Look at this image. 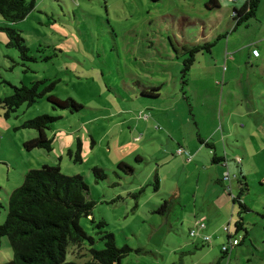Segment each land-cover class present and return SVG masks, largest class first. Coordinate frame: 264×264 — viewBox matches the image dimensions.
<instances>
[{"label":"rangeland","instance_id":"1","mask_svg":"<svg viewBox=\"0 0 264 264\" xmlns=\"http://www.w3.org/2000/svg\"><path fill=\"white\" fill-rule=\"evenodd\" d=\"M33 1L22 21L8 24L0 17V27L18 30L34 58L21 61L0 31V98L9 96L12 86L44 81V86L55 83L50 95L72 98L82 108L59 110L42 97L22 104L8 119L0 110V225L8 196L25 174L58 164L64 175L84 178L86 198L95 203L91 215L80 219L94 243L84 241L78 251L69 245L67 262H89V250L103 248L96 234L103 229L114 235L118 248L132 250L120 264H264V79L251 57L252 48L264 52V42H256L263 31L249 23L213 38L222 28L211 14H221L225 26L230 10L207 11L205 0ZM197 15L208 17L203 26ZM202 34L209 51L195 52L184 73L188 50ZM227 36L239 43L237 50L225 47ZM43 114L56 119L46 131L52 150L27 151L23 143L38 132L15 128ZM78 140L81 162L74 163L67 151L74 152ZM180 147L192 155L189 163ZM214 150L222 162L212 163ZM94 167L103 169L104 180L94 176ZM241 168L249 190L246 205L252 208L242 215L254 239L236 234L247 247H236L243 252L231 260L229 254L227 261L220 244H196L190 221L213 201L221 207V222L233 231L240 208L231 198L239 195ZM92 220L106 226L97 228ZM11 258L4 237L0 264Z\"/></svg>","mask_w":264,"mask_h":264},{"label":"trees","instance_id":"2","mask_svg":"<svg viewBox=\"0 0 264 264\" xmlns=\"http://www.w3.org/2000/svg\"><path fill=\"white\" fill-rule=\"evenodd\" d=\"M257 3L258 0H247L240 10H234L232 18L236 25L253 17ZM34 6L33 0H0V17L4 22L14 24L25 19ZM207 7L216 9V1L209 0ZM0 31L6 35V47L16 49L21 61H34V58L29 56V48L18 30L1 26ZM210 46L211 44L207 43L189 50L190 57L184 60L183 72L190 69L195 52L204 49L209 51ZM43 84L44 81H35L30 86H12V93L0 98L2 116L8 119L22 104L30 106L42 97H45L53 108L59 110L78 112L82 108V105L72 98L60 100L50 95L55 83L48 86ZM55 120L54 117L43 114L23 121L16 127L15 129H35L38 132L37 137L23 143L24 149L27 151L42 149L50 152L53 140L48 138L46 131L50 130L49 124ZM67 155L74 157L72 160L74 163L81 162L79 140L74 152L68 150ZM118 167L126 168L127 173L132 171L124 163H120ZM92 170L97 179L102 181L106 178L103 169L94 167ZM238 184L239 195L233 198V202L240 208L238 220L235 222V232H243L246 236L247 230L244 228L242 213H248L249 210L242 202V196L248 193V187L243 177L238 180ZM87 190V184L81 175H64L58 164H45L39 169L29 170L24 176L23 183L8 196L5 221L0 225V243L2 238L7 239L12 258L3 264H76L66 261L68 246L72 245L78 251L81 250L84 241L90 246L94 243V239L88 236L80 225V219L88 218L95 205L93 201L87 200ZM166 205L167 201L161 205L160 211ZM91 223L97 228L106 226L103 221L95 223L92 220ZM96 234L103 242V248H91L89 250L91 259L84 264H120L121 260L131 253L132 250L127 245L122 248L116 246L111 232L102 229ZM221 254V258H227L228 252L221 251Z\"/></svg>","mask_w":264,"mask_h":264},{"label":"crops","instance_id":"3","mask_svg":"<svg viewBox=\"0 0 264 264\" xmlns=\"http://www.w3.org/2000/svg\"><path fill=\"white\" fill-rule=\"evenodd\" d=\"M215 1H216V4H217V8L216 9L207 7V4H208L209 0L208 1L205 0L203 2L204 5H205V8L207 9V11H210V12L211 11L221 12L224 9V7H228V9L230 10V12H229V16H228L229 17V22L226 23L225 26H223L224 20L222 19L221 14H218V15H215L214 13L211 14L210 19L211 18L214 19V24H215L216 28H222L219 32H216L215 33V35L213 36V38L215 36L216 37H220V35L223 36V32H226L227 29L232 32V31H235L239 25L248 26L249 23H250V27L253 26V27H256L257 30L263 31V32L260 33L259 39L256 42H260V41L264 42V35H263L264 34V0H258V3H257V6H256V9H255V12H254L253 17L249 18L248 20H246L245 22H243V23H241L239 25H236V22L233 20L232 16H233L234 10H236V11L240 10L246 4L247 0H215ZM151 3H153L152 0H151ZM206 19H208V17L204 16L203 19H200V16L197 15V21H199V23L201 24V26H203V21L206 20ZM232 21H234V22L232 23ZM225 38H226L225 47L227 49H228V46H230V45L234 46V49L235 50H237L239 48L238 47L239 46V43L234 42L232 40V36H230L229 38L227 36ZM200 41H203V42H207L208 43V41H209L208 40V36L202 34L201 38L196 40L195 45L191 49H193V48L195 49V48H198L199 46H202L200 44ZM207 43H204V44H207ZM191 49H189V50H191ZM253 50H257V49L252 48V50H251V57H253V59H254L253 60V64H257V67L259 69L258 70V74L260 75L261 78L264 79V52H260L259 50H257L258 51V55L257 56H254L252 54V51ZM200 57H203V56H200ZM206 144H210V143L207 142ZM178 149H182V152H180L179 155L186 156L187 157V162L189 163L191 161V156L192 155L190 153H189L190 155H188V153L183 148H181V147L178 148ZM195 150H198V149L196 148ZM199 152H201V150H199L198 153ZM211 154L213 155L212 156V159H211L212 160V163H220V162L223 161V157L217 156L216 150H214ZM244 154H246V150H244ZM213 159L218 160V161L215 162ZM241 164H242V161L238 165H241ZM239 172H240V174H242V177L244 178L245 182L247 183V179H245L246 178V174L243 173V168L239 169ZM228 176L230 177L229 173H228ZM217 179H218V181H221V179L219 177H217ZM261 181H262V179H260V182ZM210 185H212L211 181H210ZM262 185L263 184H261V183L259 184L260 187H262ZM197 187L198 186L196 185V188ZM247 187H248V185H247ZM212 188L214 189L213 186H212ZM239 189H240V185H239ZM227 190L228 191L231 190L230 183H229V187L227 188ZM248 193L246 195H248ZM245 196H243L242 202L247 207L246 201H245ZM233 198H235V197L232 196V198H231L232 199V201H231L232 204H234ZM217 206L218 205L214 204V202L212 201L211 203L208 204V206H206V209H203L201 211L202 214H201V212L199 210V215L198 216H202V215L205 216V217L202 216L203 221H201L202 224H203V227H200L199 226L200 225V223L198 222V219L199 218L198 217H195V215L193 216V220H191L190 222L193 225V228L195 230L194 237L195 238H198L200 240V242H198V243L195 242L196 244H199V245H201V248H204V247H209L207 245H211L212 242H214V243H217V245L220 244L219 250L221 251V246H223L224 244H228L229 245V240L233 239V237L236 234H238L239 232H235V222L237 220H235V222H234L233 231H230V228H229V225L228 224L224 225V223L221 222L222 221L221 218L223 219V215H222V212H221V207H217ZM194 207H195V202H194ZM230 207H231V205H230ZM247 208H248L249 212H251L252 208H249V207H247ZM226 209L229 210V207L227 206ZM232 213H233V208L231 207V212L229 214L231 219L233 218ZM257 216L259 217V215H257ZM260 218H263L264 219V215H260ZM243 223H244V228L247 230L246 237L253 240L254 239V236L252 235V233H250V231L248 229L249 225L246 222V220H245L244 217H243ZM223 225H224V227H228V230L227 231L224 230ZM197 228H199V230H197ZM205 236L209 238V240L207 242H204L203 241V238ZM223 238H225V240H224L225 243L223 241H221V239H223ZM250 243H251V246H254L253 241H251ZM241 244H243V246H244V244H245L244 239L241 240V241H239L238 244L235 245V246H230L229 245L228 255H227V261H229V254H230V260H231V258L233 256L235 257L237 255H239V256L241 255V253L243 252L244 248L235 249L236 247L240 246ZM199 245H197L196 247L199 248ZM244 247H247V246H244ZM246 249H248V248H246ZM220 255L222 256L221 252H220Z\"/></svg>","mask_w":264,"mask_h":264},{"label":"built area","instance_id":"4","mask_svg":"<svg viewBox=\"0 0 264 264\" xmlns=\"http://www.w3.org/2000/svg\"><path fill=\"white\" fill-rule=\"evenodd\" d=\"M252 54H253L254 56H257V55H258V51H257V50H253V51H252ZM180 152H182V149H178V153H180ZM223 176H224V179H229V176H228V173H227V172L224 173ZM201 221H203L202 217H200V218L198 219V222L200 223L199 226H200V227H203V224H202ZM224 230L227 231V230H228V227H224ZM194 233H195V230H191L190 234L193 235ZM203 240H204V241H208L209 238L205 236V237L203 238ZM237 244H238V240H237L236 238H233V239L229 240V245H230V246H235V245H237ZM229 245H228V244L223 245V246L221 247V251H223V252H228Z\"/></svg>","mask_w":264,"mask_h":264}]
</instances>
